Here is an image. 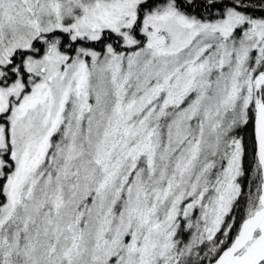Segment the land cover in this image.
Instances as JSON below:
<instances>
[{
    "label": "snow or ice",
    "instance_id": "snow-or-ice-1",
    "mask_svg": "<svg viewBox=\"0 0 264 264\" xmlns=\"http://www.w3.org/2000/svg\"><path fill=\"white\" fill-rule=\"evenodd\" d=\"M0 264H264V0H0Z\"/></svg>",
    "mask_w": 264,
    "mask_h": 264
}]
</instances>
